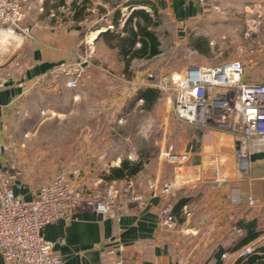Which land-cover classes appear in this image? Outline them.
Segmentation results:
<instances>
[{
  "label": "crops",
  "instance_id": "crops-1",
  "mask_svg": "<svg viewBox=\"0 0 264 264\" xmlns=\"http://www.w3.org/2000/svg\"><path fill=\"white\" fill-rule=\"evenodd\" d=\"M73 1L27 0L24 24L30 27L32 37L3 40L0 35V73L7 72L9 76L0 89V139L5 143L11 139L12 116L19 108L25 110L19 99L54 77L64 76L59 68L61 63H69L73 73L78 70L76 65H81V85L76 90L70 88V112L79 110L80 101L95 99L92 102L96 108H103L108 118L93 126L95 135L89 134L87 128V133L76 137L77 143L85 144L75 148L74 157L87 160L70 171L68 180L79 190L115 185L124 191L127 205H119L108 215L92 205L77 206L67 216L46 224L43 236L53 243V251L63 257L64 264H243L239 261L241 251L258 239L262 240L257 246L264 242V151L253 152L248 170L241 171L236 155L238 142L233 133L212 125L194 124L189 131L183 123L190 124L175 113L174 92L167 96L176 118L174 124L180 127L174 150L187 153V161L170 163L160 156V151L173 141L168 114L160 124V136L153 134L150 127L156 124L149 120L143 126L149 130L139 129L131 137L125 125L118 122L124 123L123 116H130L137 109L155 111L164 95L153 83L163 80L175 68L158 76L152 69V60L158 55L134 59L126 67L125 59L110 47L105 35L111 22L108 14L116 6L100 0L91 8L90 0L87 11L91 14L74 19ZM117 7L122 15L124 7L161 15L163 24L170 21L181 30L196 28L205 38L208 30L235 29L237 24L264 31V0H123ZM62 8L70 14L68 22L67 18L57 19L65 13ZM101 29L106 31L92 39ZM207 40L203 39L205 46ZM109 50H114V55L110 56ZM93 54L97 63L94 66L88 59ZM143 59L146 60L141 67L134 66ZM151 72L157 78L150 77ZM69 78L70 75L66 81ZM96 94L100 96L94 98ZM124 159L141 161V170L130 178H109L112 169ZM9 162V152L0 154V171ZM98 173L105 178L92 177ZM165 180L174 182L173 195L162 192ZM42 184L18 179L14 190L32 198ZM249 195L257 199L256 206L249 204ZM167 201L173 203L177 220L170 229L164 227L161 217ZM252 221L257 222L261 234L242 244L246 226ZM0 264L17 263L6 262L0 254Z\"/></svg>",
  "mask_w": 264,
  "mask_h": 264
},
{
  "label": "built area",
  "instance_id": "built-area-1",
  "mask_svg": "<svg viewBox=\"0 0 264 264\" xmlns=\"http://www.w3.org/2000/svg\"><path fill=\"white\" fill-rule=\"evenodd\" d=\"M26 0H0V35L2 39H28L31 29L24 24ZM113 28L112 24L107 29ZM63 64L70 75L66 85L79 88L76 76ZM153 76L152 73L149 75ZM9 76L0 73V89ZM161 89H174V110L178 118L194 125H212L233 133L238 142L236 155L241 171H247L253 152L264 151V81H251L241 59L231 58L213 65L191 64L163 76ZM154 84V83H153ZM79 98V95H76ZM9 151V145L0 139V154ZM162 156L170 163L187 161V153L173 148ZM21 170L11 160L0 171V254L6 262L17 264H64V259L53 251V243L43 234V227L67 216L71 209L92 205L105 214H113L119 205H127L126 195L115 185H106L92 191H81L62 175L41 185L32 198L15 192ZM166 195H173V181L161 184ZM251 206L258 204L248 196ZM162 224L167 229L177 224L173 203L167 201L161 209ZM255 246L245 247L240 256H247ZM118 264H121L119 262Z\"/></svg>",
  "mask_w": 264,
  "mask_h": 264
},
{
  "label": "rangeland",
  "instance_id": "rangeland-1",
  "mask_svg": "<svg viewBox=\"0 0 264 264\" xmlns=\"http://www.w3.org/2000/svg\"><path fill=\"white\" fill-rule=\"evenodd\" d=\"M97 1L100 0H91V8H95L94 5H96ZM67 2H70V0H67ZM122 2L123 0H112L110 4L113 5L114 3V5H117ZM66 11L62 8L61 12L65 13L58 15L57 19L68 22L70 14ZM96 11L98 13L99 10L97 9ZM111 11L108 16L112 15ZM123 11L124 14L120 19V23H123L128 18L132 9L128 10L127 7H124ZM156 17L160 21L156 29L162 43V51L158 56L153 58V67H155L152 69L155 70L158 76L161 73H169L172 69L182 66L191 64L213 65L224 59L238 58L244 63L246 77L249 80H264V31L262 29H253L248 25L244 28L243 25L237 24V28L235 29L208 30L206 31L207 38H205L206 36L199 35V30L196 28L181 30L173 22L169 21L163 24V17L161 15H157ZM91 19L95 20L96 17H92ZM203 39H208L207 46H205ZM139 45L140 43L136 44V46ZM99 53H101L100 50ZM108 53L112 56L114 55V50H109ZM88 59L91 60L93 66L97 64L94 54L92 58L88 57ZM144 60L146 59L137 61L134 66L141 67L145 62ZM63 64L67 66L65 68L71 69L68 68L69 63H61L59 68L64 73V76L58 75L50 83H40L42 87L39 89H31L27 97L19 99V102H24L25 110L19 108L12 116L13 125L10 127L11 139L6 142L9 145L8 152L10 153L11 160L21 170L18 179L33 180L39 184H44L57 175H62L68 179L70 171L72 170L73 172L76 167L87 160L85 158L74 157L75 148L85 144L77 143L76 137L87 133V128H90L89 134L95 135L96 130L92 131L93 126L98 121L103 122L108 118L103 108H96L92 102L97 101L95 99L84 103L80 101L78 105L79 110L73 113L70 112L69 96L70 92L73 91H70V87L66 85V79L69 74L63 70ZM82 68L81 65H76V69L78 70L75 73L78 72L79 80ZM93 69H99V67H93ZM75 73L74 75L76 76L77 74ZM4 74H7V72ZM152 78H157L156 74H153ZM159 84H163L162 79L154 83L155 86L160 88ZM79 85H81L80 82ZM161 90L163 91L164 98L161 105L155 111L148 113L137 109L130 116H123L124 123L118 122L120 125H125L126 131L131 134V137H134L139 129L148 128L149 130L148 126H143L149 120H152L156 126L154 125L150 128L153 130V134L160 136V133H163L160 124L166 119L168 114L169 131L173 135L171 136V140L173 141H170L160 151V156H162L163 152H167L169 148L175 149L176 140L179 142V138H176V136L179 135L180 130V127H176L174 124L176 118L172 110V104L167 99V96L172 95L174 89L168 87L166 90ZM99 96V94H96L94 98ZM103 113L105 114L103 115ZM183 125L189 131H192V124L187 125L183 123ZM110 133L113 134V130ZM155 157L153 152V158ZM162 158L164 157L162 156ZM153 162L154 159L152 160V164ZM93 176L105 178V175L100 173ZM98 188L101 187L97 186L90 190L81 191L89 192ZM120 192L125 194L123 190ZM261 240L258 239L253 244L255 249L256 243H259Z\"/></svg>",
  "mask_w": 264,
  "mask_h": 264
},
{
  "label": "trees",
  "instance_id": "trees-1",
  "mask_svg": "<svg viewBox=\"0 0 264 264\" xmlns=\"http://www.w3.org/2000/svg\"><path fill=\"white\" fill-rule=\"evenodd\" d=\"M89 4H91L90 0H74L71 3V7L74 9L73 18L82 19L91 14L87 11ZM117 5L113 3L111 6L115 7ZM156 16L148 11L136 9L124 20L122 26L120 23L122 17L120 7H116L110 16V24L113 25V29H107L105 35L110 47L116 48L125 59L126 67L134 59L152 58L162 51V43L156 29L160 21ZM137 43H140V45L136 46ZM144 95L146 96V94ZM141 168V161L124 159L119 166L112 169L109 178H130L136 175ZM246 227L247 233L242 239V244L255 240L261 234L256 221L249 222ZM239 261H242L243 264H264V242L256 246V249L247 256L241 257Z\"/></svg>",
  "mask_w": 264,
  "mask_h": 264
},
{
  "label": "water",
  "instance_id": "water-1",
  "mask_svg": "<svg viewBox=\"0 0 264 264\" xmlns=\"http://www.w3.org/2000/svg\"><path fill=\"white\" fill-rule=\"evenodd\" d=\"M105 31H106V29H101L100 31H98V33H97L95 39L98 38V37H99L102 33H104Z\"/></svg>",
  "mask_w": 264,
  "mask_h": 264
},
{
  "label": "bare ground",
  "instance_id": "bare-ground-1",
  "mask_svg": "<svg viewBox=\"0 0 264 264\" xmlns=\"http://www.w3.org/2000/svg\"><path fill=\"white\" fill-rule=\"evenodd\" d=\"M96 35H97V32H95V33L93 34V38H92V39H94V38L96 37Z\"/></svg>",
  "mask_w": 264,
  "mask_h": 264
}]
</instances>
